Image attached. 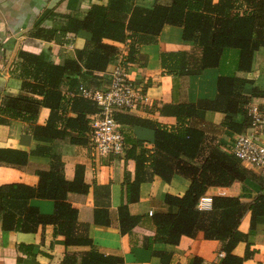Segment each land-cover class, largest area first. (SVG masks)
I'll list each match as a JSON object with an SVG mask.
<instances>
[{"label":"trees","instance_id":"trees-1","mask_svg":"<svg viewBox=\"0 0 264 264\" xmlns=\"http://www.w3.org/2000/svg\"><path fill=\"white\" fill-rule=\"evenodd\" d=\"M242 3L246 6L243 13L239 12L236 0H218L216 3L213 0H170L168 5L157 4L151 9L135 6L132 0H107L106 4L92 5L84 16H66L65 23L59 28L35 26L29 36L44 41L60 42L67 33L80 31L89 34V39L82 49L76 50L74 58L59 65L51 63L45 53L35 55L19 51V77L25 94L5 97L0 107V124L7 119L35 124L39 110L46 108L50 111L46 124L32 127L34 141L52 144L69 136L70 131L77 134L75 138L69 137L72 144H85L88 116L97 113L98 107L78 96L79 88H93L97 79L94 73L105 72L115 62L119 45L130 41L125 63H132L137 46L156 42L165 26L178 27L182 30V40L193 44L199 56L193 58L183 52L164 54L161 66L165 73L197 76L206 69L216 68L220 73L217 94L213 100H199L196 104L162 106L160 114L177 121V127L171 130L127 113L115 115L121 125L154 132L152 150L145 149L140 141H134L126 154L136 163L134 180L131 182L125 177L129 203L139 200L140 186L152 176L170 182L174 175H180L206 186L219 170L226 171L239 182L254 178L232 153L222 150L220 144H207L205 133L189 124L191 119H203L207 112H216L224 115L221 125L231 134H242L251 128L250 101L264 98V92L254 87L251 96L247 97L244 89L247 85L254 86L250 77L254 55L264 48V0H242ZM230 54L236 56L232 59V71L225 65ZM237 73L246 76L240 77ZM65 82L74 95L68 100L61 92ZM69 112L74 117L67 116ZM137 148L139 152L135 154ZM49 151L45 145H37L30 154L0 149V164L3 165L24 166L31 154L50 157V170L38 173L39 181L35 187L21 183L0 186L1 230L34 233L39 226H53L55 234L64 237L66 247H90L82 253L80 264H121V258L104 256L92 247L87 226L82 227L83 233L77 232V211L67 202V196L87 192L83 168L77 167L73 181L69 182L64 178L59 156L49 154ZM33 200L52 201L54 213L42 214L32 205ZM164 203L168 209L153 214L156 234L147 243L176 246L182 236L194 238L202 233L205 240L222 243L223 257L219 264H243L249 259L248 238L257 224H264V194L258 195L251 205H245L237 198L214 197L208 211L181 207L179 198L170 195ZM247 213L250 229L248 234H243L239 226ZM118 221L121 234H128L139 224L140 218L131 215L128 206L123 205L118 208ZM93 223L102 227L109 225L108 211L95 210ZM242 242L247 244L246 251L243 257H238L233 250ZM153 254L162 263H169L171 253ZM74 260L67 255L62 264H73ZM192 264H202V261L194 258Z\"/></svg>","mask_w":264,"mask_h":264},{"label":"crops","instance_id":"crops-1","mask_svg":"<svg viewBox=\"0 0 264 264\" xmlns=\"http://www.w3.org/2000/svg\"><path fill=\"white\" fill-rule=\"evenodd\" d=\"M135 6L151 9L155 5H168L170 0H132ZM218 0H213L216 3ZM239 12L243 13L246 6L242 0H236ZM107 0H0V107L6 96L25 94L22 91V80L19 77L21 59L18 52L38 55L45 53L49 61L62 64L66 59L75 57L76 50L82 49L89 39V34L78 32L67 33L60 42L44 41L29 36L35 26L45 29L59 28L66 16H84L95 3L106 4ZM130 41L118 46L114 63L105 72L94 73L97 78L92 89L105 91L110 84V76L118 63H124L128 54ZM183 52L197 58L199 51L193 44L182 40V30L178 27L165 26L158 35L156 42L139 45L136 48L132 63H126L128 72L139 86L145 98V104L130 116L148 120L171 130L177 127L174 117L161 115L159 110L164 105L196 104L199 100H213L217 94V79L219 70L206 69L197 76L169 75L161 66V56ZM234 54H230L225 65L230 71L234 64ZM227 71V68L224 69ZM250 77L253 85H247L244 95L251 96L253 88L264 92V48L255 53ZM240 77L245 74L237 73ZM87 85V84H86ZM65 99L72 96L66 82L61 86ZM257 107L263 115V120L257 129H248L242 134H231L221 124L224 115L207 112L203 119H191L190 126L203 131L207 144H220L222 150L232 153L235 139L239 135H250L264 145V98H252L249 109ZM68 108V107H67ZM49 109L41 108L35 124L44 126L49 117ZM67 116L74 117L73 113ZM31 124L19 119H7L0 124V149L20 150L30 154L37 145L48 146L49 154L59 156L63 164L65 180L71 182L75 177L77 167L83 168V179L88 186L85 194L69 193L67 202L77 211V232L87 226V235L92 247L104 256H114L122 259L121 264H164L154 252L171 253L168 264H192L194 258H199L202 264H219L218 254L222 253V243L205 240L202 233L194 238L182 236L176 246L163 243L148 244L156 234L152 216L156 212L167 210L164 200L167 195L179 198V204L184 208H197L208 211L214 197L237 198L245 205H251L258 195L264 194V167H249L241 164L254 174V178L244 182L236 181L229 173L219 170L209 185H203L198 180H189L180 175H174L170 182H165L158 176L143 183L139 190V200L129 203L128 187L125 177L133 181L136 163L126 154L131 148V142L140 141L147 150H152L154 132L151 129L121 125L125 148L120 156L94 158L87 145L72 144L69 137L75 138V132L68 131L64 139L55 140L52 144L34 141ZM60 127L61 124H58ZM139 149H136V153ZM50 170L48 155H29L24 166L0 164V186L21 183L35 187L39 181V172ZM32 205L42 214L54 213L52 201L33 200ZM127 205L133 216L140 218L139 224L128 234H121L118 221V208ZM97 209H104L109 214V225L96 226L93 214ZM250 229V215L247 213L239 226L243 234ZM64 237L55 234L53 226H39L34 233L2 231L0 227V264H62L65 257L71 256L73 264H80L82 253L90 247H66ZM251 256L243 264H264V224H257L255 231L248 238ZM247 244L239 243L233 253L243 257Z\"/></svg>","mask_w":264,"mask_h":264},{"label":"built area","instance_id":"built-area-1","mask_svg":"<svg viewBox=\"0 0 264 264\" xmlns=\"http://www.w3.org/2000/svg\"><path fill=\"white\" fill-rule=\"evenodd\" d=\"M78 96L94 102L98 107L97 113L88 116L87 145L90 154L94 158L122 155L125 148L124 136L115 115L135 112L147 100L142 89L131 79L127 64H117L111 73L107 90L81 87ZM249 114L252 119L251 128L257 129L263 115L257 107H251ZM232 154L241 164L264 167V145L250 135L237 136ZM222 257L223 254L219 253L218 258Z\"/></svg>","mask_w":264,"mask_h":264}]
</instances>
